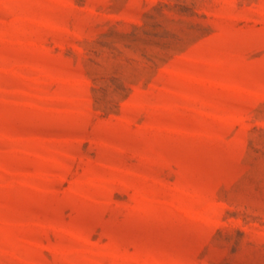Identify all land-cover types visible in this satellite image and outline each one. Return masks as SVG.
<instances>
[{"label": "rangeland", "instance_id": "374dc122", "mask_svg": "<svg viewBox=\"0 0 264 264\" xmlns=\"http://www.w3.org/2000/svg\"><path fill=\"white\" fill-rule=\"evenodd\" d=\"M0 264H264V0H0Z\"/></svg>", "mask_w": 264, "mask_h": 264}]
</instances>
